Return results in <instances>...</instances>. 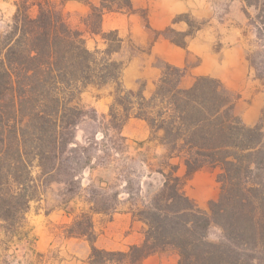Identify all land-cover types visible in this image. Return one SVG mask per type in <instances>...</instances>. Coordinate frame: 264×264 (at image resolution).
Wrapping results in <instances>:
<instances>
[{"label":"trees","instance_id":"obj_1","mask_svg":"<svg viewBox=\"0 0 264 264\" xmlns=\"http://www.w3.org/2000/svg\"><path fill=\"white\" fill-rule=\"evenodd\" d=\"M69 1L90 5L86 31L69 25L55 0H16L11 24L0 32V232L15 236L47 187L73 182L90 165L89 148L75 142L76 128L87 115L79 99L89 86L115 84L110 129L126 142L125 123L146 121L151 136L139 146L156 143L163 149L153 159L160 162L157 172L164 182L142 205L129 209L147 226L141 245L127 251L97 248L93 220L86 214L70 226L69 237L86 235L93 244L90 263L142 264L171 250L179 255L178 264H264V109L260 123L248 126L236 113L238 97L219 79L199 77L182 89V69L164 62L152 98L142 89L127 92L121 83L124 63L116 56L125 45L136 48L118 31L103 32L102 23L106 13L133 12L132 0H100L98 6L61 0V5ZM252 6L264 42V0ZM177 20L186 21L189 31L168 28L161 35L185 47L192 22L188 14ZM86 34L101 36L106 47L89 48ZM258 76L264 81V73ZM176 159L186 167L185 178ZM149 161L144 163L152 169ZM205 167L221 170L220 195L209 203V212L184 191L186 180ZM119 196L112 195L114 205L105 199L87 202L92 213L113 214ZM212 228L221 232L216 241L210 239Z\"/></svg>","mask_w":264,"mask_h":264},{"label":"crops","instance_id":"obj_2","mask_svg":"<svg viewBox=\"0 0 264 264\" xmlns=\"http://www.w3.org/2000/svg\"><path fill=\"white\" fill-rule=\"evenodd\" d=\"M132 7L133 12L130 13L105 14L102 23L103 31H118L120 37L130 40L136 48V52L124 63L122 71L121 83L127 92L137 93L142 89L147 99L152 98L163 75L159 62H164L182 69V89L193 87L199 77L219 79L229 91L241 96L236 103L237 115L249 126L260 123L264 108V89L256 86L257 81L249 79L247 52L240 31L231 26L230 33H227L225 25L215 17V5L211 0H132ZM185 14L207 19L208 24L187 36L186 46L183 47L165 38L161 32L168 28L180 33L188 32V23L177 20ZM219 29L222 33L220 39L226 45L216 50L215 41ZM106 87L96 88L94 94L83 92L79 102L93 107L100 114L109 113L114 94L105 93L103 89ZM243 106H246L245 111ZM122 135L137 144L148 141L151 131L146 121L130 118L122 129ZM59 209L55 206L41 213L31 208L25 227L23 224L19 228L20 232L15 236L7 235L4 231L0 234H4L8 245L16 236L17 242L25 245L27 241L24 239L28 235L40 234L34 249L36 254L47 259L46 264H91L93 244L86 235H66L59 237V240H55L56 237L46 239L42 236L43 232L49 231L48 227L52 223L64 224L67 220L70 221L72 214ZM93 225L96 235L94 245L107 251H127L131 246L141 245L147 229L146 224L128 209L110 215L95 214ZM21 229L26 232L21 233ZM178 261L177 252H162L151 255L142 264H178Z\"/></svg>","mask_w":264,"mask_h":264},{"label":"rangeland","instance_id":"obj_3","mask_svg":"<svg viewBox=\"0 0 264 264\" xmlns=\"http://www.w3.org/2000/svg\"><path fill=\"white\" fill-rule=\"evenodd\" d=\"M15 1L0 0V32H5L11 24L16 11ZM55 1L58 3V10L69 25L86 31L85 19L91 10L90 5L78 1H69L65 5H61V0ZM211 1L215 5V17L220 23L225 25L224 28L227 29V33H230L231 26L237 27L240 31L247 52L249 79L257 81L258 85L256 86L264 89V81L258 76L264 73V42L260 36L258 37L259 33L256 29L258 25L256 23L258 10L255 6H252L255 0ZM99 2L100 0H90V3L95 6H98ZM237 5H239L238 8ZM36 12L35 9L33 15H36ZM189 20L192 22L191 30L193 33L208 24L207 19H199L193 15H189ZM218 32L219 35L215 41L216 50H220L226 45L220 39L222 36L220 29ZM86 38L88 47L91 49L96 46L100 49L106 47L101 36L86 34ZM175 38L177 40L182 39L178 36H175ZM135 52L136 50H132L125 45L123 52L117 55L116 59L125 63ZM115 88L116 85L111 84L103 90L105 93L114 94ZM96 90V87L89 86L84 92L86 94H94ZM234 95L238 99L241 97L237 94ZM79 104L87 110V115L76 128L75 142L80 147L89 148L91 163L88 167L83 168L78 179L67 184L63 182L51 184L46 188V193L40 200L42 202L32 203L31 208L41 213H45L55 206L65 212L72 211V216L69 217L70 221L67 220L64 224L52 223L48 227L49 231L42 233V236L46 237V239L56 237L55 240H59V237L69 235L70 226L77 220H83L81 218L83 214L88 215L93 220V216L98 213H92L90 210L91 205L87 202L89 200L97 202L105 199L114 205L117 201L112 200V195L117 192L120 193L119 200L121 201L118 211L129 210L133 203L142 205L143 200H147L151 192L161 187L164 182L162 174L157 172L160 162L153 159L155 155L161 156L164 153L161 147L156 148V143H152L149 146L146 144L144 148H141L139 143L136 144L128 140L126 142L122 141L119 138V134L110 129L109 113L100 114L93 107H88L81 101ZM242 109L245 111L246 106H243ZM146 158L151 160L148 164L152 165V169L145 165L144 160ZM173 163L180 165L179 175L185 178L186 167L182 161L176 159ZM168 171L167 169L166 172ZM220 173V168L205 167L186 180L185 193L205 212H209V203L219 198L220 184L217 181V177ZM128 182L132 185V189H129V187L127 189ZM140 188L143 190V195L141 196L138 195ZM127 191L131 192V197ZM101 214L110 215V213ZM23 224L25 227V221ZM21 230V233L26 232L25 229ZM209 235L211 240L216 241L221 236V232L218 228H212ZM39 236L40 234L28 235L24 239L27 241L25 245L17 242L16 236L13 242L10 241L11 244L8 245V243H5L6 237L1 233L0 264H46L47 259L35 253L34 246H37ZM87 239L89 240L88 236ZM9 247L10 249H8ZM171 252L175 251L170 250L165 253ZM54 255L55 252L52 253V256Z\"/></svg>","mask_w":264,"mask_h":264}]
</instances>
